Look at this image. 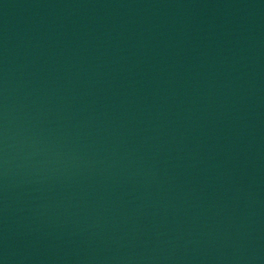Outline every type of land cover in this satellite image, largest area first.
<instances>
[{
	"label": "water",
	"instance_id": "95a60500",
	"mask_svg": "<svg viewBox=\"0 0 264 264\" xmlns=\"http://www.w3.org/2000/svg\"><path fill=\"white\" fill-rule=\"evenodd\" d=\"M227 0H0V217Z\"/></svg>",
	"mask_w": 264,
	"mask_h": 264
}]
</instances>
